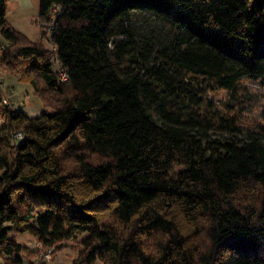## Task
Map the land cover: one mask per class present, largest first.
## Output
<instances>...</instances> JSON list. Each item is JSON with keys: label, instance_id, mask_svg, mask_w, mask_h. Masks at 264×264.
<instances>
[{"label": "trees", "instance_id": "1", "mask_svg": "<svg viewBox=\"0 0 264 264\" xmlns=\"http://www.w3.org/2000/svg\"><path fill=\"white\" fill-rule=\"evenodd\" d=\"M6 9L0 74L49 111L0 89V264L79 233L72 264H264V123L244 85L264 84V0H39L35 42Z\"/></svg>", "mask_w": 264, "mask_h": 264}, {"label": "rangeland", "instance_id": "2", "mask_svg": "<svg viewBox=\"0 0 264 264\" xmlns=\"http://www.w3.org/2000/svg\"><path fill=\"white\" fill-rule=\"evenodd\" d=\"M38 12L39 0H7V9L5 20L14 30L22 34L27 40L35 42L39 40V26H38ZM6 44V40L0 33V48ZM44 45L51 49L48 41H44ZM55 69L58 65L55 64ZM0 81L3 86L1 93L4 98L8 99V104L13 108H21L23 113L30 117L40 115L42 111H49L44 108L41 102L33 95L32 88L28 85L19 83L16 77L10 76L5 73L0 74ZM244 85L250 87V90L258 97V104L254 111L249 114L255 122L264 123V84L261 81L249 82ZM228 93L225 91H218L212 94V99L215 102H220L227 98ZM3 121H0V126ZM17 242L31 250H41L39 244L29 234H18L12 232ZM87 236V233H79L73 238L64 243L63 247L52 254L51 259L47 260L44 255L42 264H72L73 260L77 257L79 249L81 248V241ZM39 257V255H38ZM37 257V259H38Z\"/></svg>", "mask_w": 264, "mask_h": 264}, {"label": "built area", "instance_id": "3", "mask_svg": "<svg viewBox=\"0 0 264 264\" xmlns=\"http://www.w3.org/2000/svg\"><path fill=\"white\" fill-rule=\"evenodd\" d=\"M59 76H60V79H61L62 81L66 80V74H65L63 71H59ZM2 88H3V86H2L1 81H0V89H2ZM3 102H4V104L9 105V104H8V99H3ZM15 137H16V139H18V140H23V135H22L21 133L16 134ZM50 256H51V251L49 250V251L45 254V258H46L47 260H50V259H51Z\"/></svg>", "mask_w": 264, "mask_h": 264}, {"label": "crops", "instance_id": "4", "mask_svg": "<svg viewBox=\"0 0 264 264\" xmlns=\"http://www.w3.org/2000/svg\"><path fill=\"white\" fill-rule=\"evenodd\" d=\"M26 114V113H25ZM27 115V114H26ZM27 116H29V115H27ZM30 117V116H29ZM36 117V116H35Z\"/></svg>", "mask_w": 264, "mask_h": 264}]
</instances>
